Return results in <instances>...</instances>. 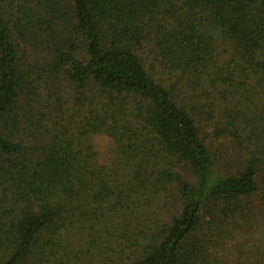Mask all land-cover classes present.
<instances>
[{
    "label": "trees",
    "instance_id": "1",
    "mask_svg": "<svg viewBox=\"0 0 264 264\" xmlns=\"http://www.w3.org/2000/svg\"><path fill=\"white\" fill-rule=\"evenodd\" d=\"M0 264H264V0H0Z\"/></svg>",
    "mask_w": 264,
    "mask_h": 264
},
{
    "label": "rangeland",
    "instance_id": "2",
    "mask_svg": "<svg viewBox=\"0 0 264 264\" xmlns=\"http://www.w3.org/2000/svg\"><path fill=\"white\" fill-rule=\"evenodd\" d=\"M211 131L212 130L210 128L206 129V132L209 136H211V133H212ZM208 135L206 136L208 137L207 139L209 140L210 137ZM215 144H217V146L221 148L222 150L224 149V147L219 146L218 143L215 142ZM109 151H110V140L107 138H100L97 142L98 154L101 156H106L109 153Z\"/></svg>",
    "mask_w": 264,
    "mask_h": 264
}]
</instances>
